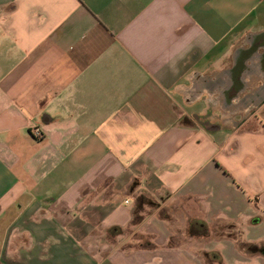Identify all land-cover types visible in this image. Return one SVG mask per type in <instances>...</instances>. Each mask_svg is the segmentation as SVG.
<instances>
[{
	"label": "crops",
	"instance_id": "1",
	"mask_svg": "<svg viewBox=\"0 0 264 264\" xmlns=\"http://www.w3.org/2000/svg\"><path fill=\"white\" fill-rule=\"evenodd\" d=\"M0 264H264V0H0Z\"/></svg>",
	"mask_w": 264,
	"mask_h": 264
},
{
	"label": "built area",
	"instance_id": "2",
	"mask_svg": "<svg viewBox=\"0 0 264 264\" xmlns=\"http://www.w3.org/2000/svg\"><path fill=\"white\" fill-rule=\"evenodd\" d=\"M36 136H40V132L38 130L35 131Z\"/></svg>",
	"mask_w": 264,
	"mask_h": 264
}]
</instances>
